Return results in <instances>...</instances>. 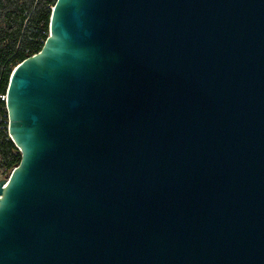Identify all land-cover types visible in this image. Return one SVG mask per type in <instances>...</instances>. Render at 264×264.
Wrapping results in <instances>:
<instances>
[{
  "label": "water",
  "instance_id": "obj_1",
  "mask_svg": "<svg viewBox=\"0 0 264 264\" xmlns=\"http://www.w3.org/2000/svg\"><path fill=\"white\" fill-rule=\"evenodd\" d=\"M6 107L0 264H264V0H57Z\"/></svg>",
  "mask_w": 264,
  "mask_h": 264
},
{
  "label": "trees",
  "instance_id": "obj_2",
  "mask_svg": "<svg viewBox=\"0 0 264 264\" xmlns=\"http://www.w3.org/2000/svg\"><path fill=\"white\" fill-rule=\"evenodd\" d=\"M57 0H0V93H5L13 69L39 52L49 35L52 7ZM0 101V173L13 169L21 154L7 131ZM7 175V174H6Z\"/></svg>",
  "mask_w": 264,
  "mask_h": 264
},
{
  "label": "built area",
  "instance_id": "obj_3",
  "mask_svg": "<svg viewBox=\"0 0 264 264\" xmlns=\"http://www.w3.org/2000/svg\"><path fill=\"white\" fill-rule=\"evenodd\" d=\"M6 99H7V90H6L5 93H0V101H2L4 103L3 105H4V108L6 110V114H2L1 117H2V119H3V117H6L7 124H8L9 123V119H8V112H7V107H6ZM7 131H8V127H7ZM3 177H2V174L0 173V178H3Z\"/></svg>",
  "mask_w": 264,
  "mask_h": 264
},
{
  "label": "rangeland",
  "instance_id": "obj_4",
  "mask_svg": "<svg viewBox=\"0 0 264 264\" xmlns=\"http://www.w3.org/2000/svg\"><path fill=\"white\" fill-rule=\"evenodd\" d=\"M11 170H12V169H10L8 172H5V173L2 175V177H3V176H6V174H9V173L11 172Z\"/></svg>",
  "mask_w": 264,
  "mask_h": 264
}]
</instances>
